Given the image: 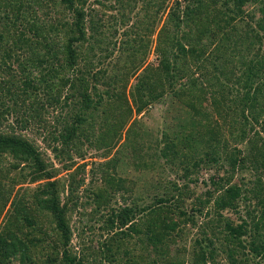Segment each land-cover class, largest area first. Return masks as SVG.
Returning a JSON list of instances; mask_svg holds the SVG:
<instances>
[{
  "label": "trees",
  "instance_id": "1",
  "mask_svg": "<svg viewBox=\"0 0 264 264\" xmlns=\"http://www.w3.org/2000/svg\"><path fill=\"white\" fill-rule=\"evenodd\" d=\"M118 1L125 6L124 0ZM167 1L149 3L162 9ZM182 1L183 4L176 2V8L169 11V36L158 38L159 64L147 66L149 77L155 82V88L169 90L192 112L194 119L205 121L212 128L209 140L204 143L211 149L204 155L208 164L229 167L228 171L233 174L238 170H251L254 176L245 183L213 180L214 190L207 192L205 199L197 198L193 214L185 210L189 191L173 183L154 205L142 207L134 202L113 209L107 225L116 231L115 235L105 243L98 242L100 249L85 245L79 256L74 254L70 247L73 232L67 217L69 203L61 206L60 182L52 181L57 174L48 169L41 152L22 131L30 128L27 117L33 121L40 119L47 107L66 106L72 120L64 118L59 133H52L53 141L60 143L51 146L55 153L72 160L71 151L80 153L82 137L96 130L94 125L99 124L102 116L107 128L96 140V147H113L133 113L131 107L125 108L120 103V94L112 90L124 74L116 65H112L110 71L98 68L101 63L97 62V57L105 54L104 59H107L113 52L104 48L108 37L102 31L101 20L87 19L88 0H0V70L11 69L10 61L15 60L20 73L9 79L0 76V126L6 114L12 113L14 117L18 115L15 122L20 127L18 133L0 131V165L11 158L17 163L13 168L24 165L31 169V183H40L33 195L25 194L30 201L34 200L38 214L32 215L28 201L22 199L15 203L16 215L21 217H11L5 224V232L2 230L0 264H7L12 258L23 264H149L151 254L157 256L154 264L164 261L180 264L179 256L187 251L179 247V242L186 237L188 225L199 227L191 252L192 264L264 263V124L261 122L264 115V55H261L264 0H234L233 7V0H224L221 6L220 0ZM248 3L255 5L258 12L249 18L251 22L245 27L247 40L244 41L242 36H236L233 28H228L247 13L244 5ZM219 6L223 9L221 16ZM41 12L46 13L41 15ZM158 14L150 16L149 29L157 22ZM194 32L204 38L190 42ZM86 39L89 47L83 51L80 46ZM141 42L140 49L134 51H145V40L141 38ZM132 55L127 63L134 61ZM236 64L231 71L230 66ZM36 66H45L46 74L34 76ZM237 69H244L240 77ZM196 74L199 76L195 77ZM181 82L185 83L178 89ZM100 85L106 88L100 89ZM42 90L48 97L47 107L36 99ZM145 93L144 88H138L141 99ZM10 96L15 97L14 109L6 105ZM138 103L137 98H133V104ZM142 110L143 107L138 106V111ZM188 140L191 142L192 138ZM245 141L252 146L248 157L242 156L237 147H231V142ZM178 147L174 140L167 138L163 156L171 155L173 161L178 159L181 156ZM203 161V158L195 161L193 169L198 170ZM105 166L108 169L103 171L106 185L95 193L93 202L98 210L111 199V194L124 188V181L109 171L111 167L115 171L116 162L110 160ZM82 168L85 166L78 171ZM77 174L69 176L73 197L83 183ZM27 178V175L22 176V181ZM217 193L219 198L213 202ZM7 202L9 197L0 189V206ZM213 203L214 207L208 210ZM167 206L169 210H165ZM242 212H246V216ZM202 215L207 221L199 226L197 218ZM48 221L54 225L61 250L50 245L39 246L48 242L49 235L42 229ZM39 227L44 233L40 238L32 234ZM27 228L31 233L25 231Z\"/></svg>",
  "mask_w": 264,
  "mask_h": 264
},
{
  "label": "rangeland",
  "instance_id": "2",
  "mask_svg": "<svg viewBox=\"0 0 264 264\" xmlns=\"http://www.w3.org/2000/svg\"><path fill=\"white\" fill-rule=\"evenodd\" d=\"M150 1L124 0L125 6H123L118 0H88L85 5L86 14L88 15L87 19L101 20L102 31L108 37L105 47H103L109 49L107 52H113V55L107 59H104L105 54L103 56L99 55V58L97 57V62L101 63L98 64V68H106L110 71L112 65L118 66L117 68L121 70L122 75L124 74V78L121 82H117L112 87V90H116L120 94L119 101L125 108L131 107L133 110L132 116L122 129V136L115 139L112 144L113 147H96L98 143L96 140L107 128L105 122H102L105 116H102V119H99V124L94 125L96 126V130L92 131L94 134L88 131L89 133L82 137L83 146L80 148V153L71 151L72 160L67 155L55 153L51 146L60 143L53 141L52 133H59L64 118L69 121L72 118L71 114L67 113L68 108L66 106L62 108H60L61 106H56V108L54 106L47 107L48 97L43 90L36 99L47 107L43 110L44 114L40 119L34 118V122L30 117H27L29 118V123H31L30 128L22 131L23 136L41 152L48 169L57 174L52 181L59 180L60 182L61 206L69 203L67 217L73 232L70 247L75 252L74 254L78 256L82 253L85 245L87 247L92 245L97 250L101 247L98 242L105 243L115 235L116 231L109 229L107 225L108 216L113 209L133 205L134 202H137L142 207L154 205L156 200L169 191L168 189L173 183H176L180 188H187L189 191L186 196L185 210L193 214L197 198L203 197L205 199L207 197L206 193L214 190L213 180H221L223 182L229 179L231 184L245 183L249 180V177L254 176V172L251 170H238L233 174L228 171L229 167L222 168L208 164L209 160H206L204 155L211 149L204 143L209 140L212 128L205 121L194 119L192 112L181 101L176 99L169 90L159 87L155 88L156 84L150 79L147 66H158L159 60L156 50L158 38L160 36H169V11L176 8V2L182 3L183 1L168 0L162 9L157 6H151ZM223 1L220 0V6ZM220 6L218 7L219 16H221L223 11ZM231 6H234V0L231 2ZM244 10L247 13L238 18L228 30L233 28L236 36L238 38L242 36L244 41H246L247 31L245 27L251 22L249 18L258 12V8L248 3L244 5ZM156 12H159L157 15L158 20L154 27L149 29L148 24L152 22L150 16ZM45 13L41 12V15ZM44 17L46 16L44 15ZM51 19L53 20V18ZM87 33L89 34L90 31ZM141 38L145 40V51L142 53L134 51L138 48L140 49ZM198 38H204V36L194 32L191 34L190 42H195ZM88 47L89 40L86 39L80 49L85 51ZM129 48L130 51H128ZM99 51L97 50L96 52ZM130 54L133 56L134 61L127 63L126 60ZM254 54L252 53L251 55ZM261 55H264V47ZM14 61H10L11 69L0 70V76L3 79H9L13 74L20 75L17 64ZM235 66L237 64L230 66L232 68L231 71ZM243 70L240 69L238 71L237 69L238 77L243 74ZM33 72L34 76H40L46 74L47 70L45 66H36ZM197 76L199 75L196 74L195 77ZM184 83H179L178 89ZM105 88L100 85V89L104 90ZM138 88H144L146 91V96H143V99L137 94ZM133 98H137L139 103L133 104ZM14 99V96H10L6 100V105L13 109L16 105ZM141 101L143 102L142 104ZM140 105L143 107L142 112L138 111V106ZM17 116L14 117L12 113L6 114L5 121L0 126V131L8 133L14 130V132L18 133L20 127L15 122ZM261 120L264 124V115ZM238 132L236 133L237 135L240 134V131ZM227 133H229L228 129ZM226 136L230 138V134ZM189 137L192 138L191 142L188 140ZM167 138L174 140L179 145L181 156L174 161L171 155L165 158L162 154ZM231 144L232 149L237 147L242 151V156L244 157L252 151L251 143L247 141L240 143L231 142ZM201 158L204 161L201 163L200 168L194 170L192 165ZM110 160L116 162L117 166L115 171L112 167L109 168V171L117 179L124 181V188L111 194V199L104 202L98 210L97 205L93 204L95 193L102 190L106 185L103 180V171L108 170L105 163ZM14 164L17 163L13 159L6 158L3 164L0 165V189L6 192V196L9 197V202L0 206V235L2 230L5 232V224L11 217L15 219L21 217L18 214L16 215V202L19 203L22 199L28 201V208L32 210V215L38 214L34 200L30 201L31 199L27 198L25 194L33 195L40 187V183H31V169L23 167L24 165L15 169L12 167ZM81 166H85V168H82V171L79 172L78 170L81 169ZM187 169L190 170L189 173L186 172ZM192 170L194 171L192 172ZM73 173H78V180L83 179V183L77 190L75 197H73L74 194L72 195L69 187V176ZM24 175L28 176L26 181H22V176ZM15 179L18 180L16 184L14 182ZM13 185L15 186L14 188ZM168 197H171V191L168 192ZM217 198H219V193H217L213 202ZM172 202L176 204L175 201ZM255 204L254 202L251 205L254 207ZM214 205V203L211 204L208 210L211 211ZM241 209H245L244 204H241ZM165 210H169V206ZM174 212V214H178V211ZM205 212L207 211L205 210ZM242 215L246 216V212H242ZM197 221L198 224L200 223L199 226H201L202 223L207 221V217L204 215L199 216ZM42 229L48 233L49 239H47V243H42L39 246L45 248V246L50 245L52 247L55 246L56 250H61L57 232L54 233L53 231L54 225L48 221V223L42 225ZM25 231L31 233L32 230L27 228ZM198 231L199 227H190L188 225L186 237L179 242V247H184L187 251L186 254L179 256L180 259L177 261L180 264H192L193 256L191 252L194 240L199 235ZM32 234L40 238L43 237L44 233L39 227L36 231H32ZM154 260H157V256L151 254L149 264H154ZM7 264L23 263L19 262L18 259L12 258ZM36 264H40V262ZM159 264L168 263L164 261L159 262Z\"/></svg>",
  "mask_w": 264,
  "mask_h": 264
}]
</instances>
